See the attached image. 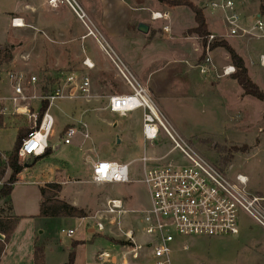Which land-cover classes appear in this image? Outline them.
Returning <instances> with one entry per match:
<instances>
[{"label":"rangeland","instance_id":"obj_1","mask_svg":"<svg viewBox=\"0 0 264 264\" xmlns=\"http://www.w3.org/2000/svg\"><path fill=\"white\" fill-rule=\"evenodd\" d=\"M22 1L0 0V45L12 44L17 39L27 38L14 32L9 24V14L14 12ZM86 1L87 4H91L94 15L109 28L114 26L119 29L120 27L121 31L127 32V24L130 23L129 28L138 37L135 39L136 47L132 55H138L137 62L140 63L142 71L151 74V81L143 85L149 93H152L154 101V90L159 92L161 89L163 96L155 102L181 137L189 142L201 157L228 176L242 174L247 177L249 192L264 201V104L250 96H244L241 101L237 99V93L239 94L241 89L236 84L234 89L227 91L223 99L220 98L215 103L205 101L203 94L196 95L194 98L184 95L191 74L179 73L182 69H179V66L175 67V64L178 63L179 57L184 54L189 55L188 52L192 50V54L188 56L187 68L192 71L198 70L203 54L202 39L188 32L195 26L191 10L185 6L173 7L159 4L155 0ZM187 1L199 9L202 15L204 13L209 34L218 35L217 32H222L218 16L211 14L207 9H202L198 1ZM250 4L256 9L257 5H260V0H250ZM46 5L43 0L41 10L36 17L41 26L31 29L34 34L29 49L26 47L19 56L18 62L6 71H22L28 76L35 77L37 79L36 96L42 97L50 95V91L59 85V79L64 74L86 72L82 69L84 59L63 57L65 54L60 49L63 39L59 34L61 29L46 28L43 22L46 19L54 23H68L73 30L77 25L78 34L85 33V28L80 26V20L65 5H60L59 8H61H58L55 14ZM163 9L170 12L171 19L167 24H170L174 30V34L166 38L169 41H162L163 23L155 24L150 21L152 11ZM12 19H19L23 24L24 20L28 24L34 21V17L28 15H25L23 19L18 16ZM138 22L150 26L151 34L150 31L147 34L137 32ZM208 28L213 31H209ZM154 35L160 38L159 42H150ZM173 37L176 39L171 41ZM87 41H94V39L89 37ZM252 41L249 44L254 50L253 58L256 64L251 67L247 62L246 70L250 79L264 94V68L260 67L258 62L259 55L264 54V42ZM177 45L182 46L179 48L176 47ZM14 52L15 50L12 51L13 57ZM88 52L103 62L105 55L101 54L97 46H92ZM105 59L107 64L105 69L87 73L91 80L93 100L89 103L58 101L51 111L55 124L47 142L48 147L56 148L55 145L66 127L75 126L79 134L71 145L60 146L57 151L54 150V155L36 162L30 171L25 173L26 176L22 177L13 192L11 191L9 205L13 207L14 214L26 216L22 219V226L25 228L33 223L32 216L38 212L40 203L37 186L28 184L34 180L60 184L62 189L58 197L61 200L76 202L78 208L85 212V217L93 215L110 198L124 199L126 207L130 210H139L148 204L145 187L138 183V180L142 178V166L138 159L142 156L160 158L172 148V144L161 131L157 141L151 144L143 141L140 111L130 113L126 117L108 112L106 98L112 94L128 93V87L124 81H121L112 63ZM3 66L5 65L1 67ZM3 69L6 70L4 67ZM4 70L0 71L3 81L6 79ZM217 71L220 73V69ZM214 76L216 77L215 73ZM35 90L31 92L35 93ZM28 104L35 114L39 113L38 101H30ZM68 117H81L82 124H73ZM83 135H88L89 139H85ZM0 136V151L7 156L15 144L16 135L13 126H7L6 129L1 130ZM117 138L120 140L119 144L116 142ZM178 156L177 152H173L163 162H169ZM223 157H227V162L222 165L220 160ZM107 160L130 163V180L133 183L101 186L87 183L86 179L93 164ZM31 162V159H28L20 163L29 165ZM7 179L8 176H5L4 180ZM0 205L5 207L4 200L0 202ZM262 206L264 207V202ZM33 218L43 219L38 218L37 215ZM20 219L18 218V223ZM125 221L124 230L136 232L135 216L130 214ZM91 225L92 221H84L81 218L39 220L35 228L38 238L36 245L43 249L44 264H65L74 241H84L73 249L74 264H99L95 259L97 252L116 250L115 244L119 243V241L116 242L120 240L119 236L115 235L116 238L112 239L107 236L108 234L94 235ZM238 225L239 234L234 237L175 238L171 248V264H264V229L243 212L239 213ZM67 229H74V236L68 238L61 233L62 230ZM41 232L43 233L40 234ZM139 237L142 236L139 235ZM183 246H185L184 250ZM20 252L23 251L20 250ZM143 261V258L139 257V260L130 261V264H146ZM14 264L20 263L16 261ZM21 264L29 263L21 261Z\"/></svg>","mask_w":264,"mask_h":264},{"label":"built area","instance_id":"obj_2","mask_svg":"<svg viewBox=\"0 0 264 264\" xmlns=\"http://www.w3.org/2000/svg\"><path fill=\"white\" fill-rule=\"evenodd\" d=\"M45 1L51 9L65 5L73 12L85 27L87 36L98 43L120 79L128 87V93L107 97L108 112L126 117L130 113L140 111L143 141L150 144L157 141L161 131L172 144V148L160 158L142 156L138 159L142 166V178L138 183L145 187L148 199L146 207L130 210L126 207L124 199L110 198L93 215L81 218L84 221H92V234H108L112 239L118 235L120 238L116 241H119L115 244L116 250H101L96 253L95 259L98 263L130 264V261L142 257L146 264H171V248L175 238L237 236L240 212L245 213L264 229V201L249 192L247 177L242 174L228 176L201 157L190 143L181 137L143 83L92 24L81 4L77 0ZM201 1L204 8L219 14L225 34L207 36L204 62L198 68L199 73H215L217 78L231 76L235 72L233 66L223 67L218 73L212 64L210 44L223 38L256 39L264 42V16L258 11L249 18L242 11V0ZM150 19L169 21L170 18L167 11H152ZM16 20H11V27L16 28ZM162 31L168 33L170 29L164 26ZM260 65L264 66V56L260 57ZM83 66L87 70L93 69V65L87 60L83 62ZM7 81L10 95L6 98L0 97V116L25 115L35 127L38 114L30 111L28 102H48L37 129L21 142L17 153L20 162L39 157L49 148L47 142L55 124L51 110L56 102H88L94 99L91 80L83 73L63 75L59 79V85L46 97L28 95L29 87L36 86L37 79L22 71L8 72ZM8 105L11 108H8ZM78 133L77 128L68 127L62 134L61 145H71ZM84 137L87 138V135ZM173 152H177L178 158L163 162ZM86 182L98 186L131 184L133 181L130 180V163L97 161L93 164ZM130 214L135 216L136 232L124 230L125 219ZM61 233L71 238L75 230H62ZM4 239V235L0 234V242H4ZM182 248L184 250L185 246Z\"/></svg>","mask_w":264,"mask_h":264},{"label":"crops","instance_id":"obj_3","mask_svg":"<svg viewBox=\"0 0 264 264\" xmlns=\"http://www.w3.org/2000/svg\"><path fill=\"white\" fill-rule=\"evenodd\" d=\"M77 1L81 4L82 8L84 7L83 9L86 12L89 20L92 22V24L99 30V32L102 34V36L105 38V40L110 45V47L117 54L119 53L118 55L121 58L123 57L122 58L123 61H125L127 66L132 70V72L136 75V77L138 79H140V81L143 84L150 82L151 81V77H150L151 74L147 71H142V69L140 68V63L137 62V60L139 58L138 55L137 56L132 55L133 52L135 51L134 48L136 47L134 45V42H135V39L138 37H136L135 34L133 33L132 29L129 28L130 23L127 24V30H128L127 32L121 31L120 27H119V29L115 28L114 26H111L109 28L107 25H104L101 23V20L99 17L97 18V16L94 15L93 8H92L91 4L90 5L87 4L86 0H77ZM120 1H122V0H120ZM193 1L200 2L202 9H206L203 7V4H202L203 2L201 0H193ZM45 4H46V1H45ZM42 5H43V0H23L18 5L17 9L14 10V12H11V13L9 12L10 13L9 14L10 15V22H11V19L16 17V16L23 19V17L25 15L34 17V21H33V23L29 22V24H28V22L25 23V20H24L23 22L25 24V27H24V24L22 23L24 28H22V26L18 27V28L11 27L14 30V32H16L19 35H24L27 38L26 39H24V38L23 39H17L16 42H14L12 44H8V45L15 47V48H13V50H15L14 57L9 64H6L5 66H3L6 70H4L3 67H1L0 71H2V70H4L5 72L8 71L10 69V67L13 66V64L18 62L17 60L20 58L19 56L21 55V53H23L22 51H24L26 49V47L29 49V46L31 45L30 43L32 40V36L34 34L33 31H31V29L34 30V29H37L38 26H41L40 23L38 22V18L36 20V17H38L37 15L41 10ZM241 6H242V11L248 17L249 16L251 17L253 14H255L259 11V5H257L256 9L252 8V4H250V0H249V3H248V0H242ZM59 9L58 8L57 9H51L50 8L51 12H53L54 14ZM162 11H164V9ZM162 11H160V12H162ZM167 12L169 13V18L171 19L170 12L169 11H167ZM211 14L218 16V19L220 22L219 14H217V13H211ZM203 17H204V13H203ZM170 19H169V21H170ZM204 20L206 23L205 17H204ZM150 21H151V19H150ZM169 21H162V20L161 21H151L152 23H155V24L158 22L163 23L162 28L164 26L169 27L170 32H168V33H165L164 31H162V28H161L162 41H169L168 39H166V38H168L167 36L172 34V33L174 34L173 27H171L170 24H167V23H169ZM10 22H9V24L11 26ZM43 23H44V25H46V26H44L46 28L51 27V28H56V29L60 28L61 29L59 34H61L63 39H62V44H61L60 49H61V52H63V54H65L63 56L65 59H82V60L84 59V61L87 60V61H89V63H91L93 65L92 70H87L83 66V63H82V69L84 71H86V72H83V74L88 75L87 73L90 71L101 70V69H105L107 67V64L105 63L106 62L105 58H107L106 56L102 60L103 62H100L99 60H97L96 57L94 58L92 55L89 54L88 51L92 49V46H95V47L97 46L99 48L101 54H104V53L101 51L100 46L98 45V43L95 40L94 41H87V39H89V37H90V36H87V31H85V33H82V34H78L77 25L75 26V30H73V28L70 27V25L68 23H63V22H55L54 23V22H51L50 20H46V19H44ZM139 24H141V22H138L136 24V31L137 32H139L137 30V27ZM80 26L85 28L82 23L80 24ZM195 26H193V28ZM207 27H208V25H207ZM148 28H149L148 32L150 31V34H151V27L148 26ZM123 30H125V29H123ZM209 31H213V30L209 29ZM141 34H143V33H141ZM216 34L224 35L225 30L223 29L222 32H220V33L217 32ZM154 36L155 37L152 38V40L150 42H152V41L156 42V43L159 42L160 38L157 37L156 35H154ZM174 39H176V37H173V39H171V41H174ZM177 40H179V39L177 38ZM220 40L227 42L228 45L231 48H233V50L236 52V54L243 60L245 68H246L247 62L249 64V66H251V67L255 66L256 60H255V58H253V57H255L254 50L250 47L249 43L253 42L252 40H256V39H239V38H226V39H224L223 38ZM256 41H258V40H256ZM145 45L143 46V48L145 47ZM181 46L182 45H177L176 47L181 48ZM188 53H189V55H191L192 50H190V52H188ZM189 55L184 54L183 56H181L183 59H181V57H179L178 63L175 64V67L179 66L178 68L182 69V70H179V73L182 72L183 75L185 73L191 74V77L189 78L188 87H186V89L184 88L185 89L184 95L189 96L191 98H194L196 95L203 94L205 97L204 98L205 101H207L208 103H215L216 100H218L220 98L223 99L224 95L227 93V91L229 89H234V84L238 85L236 83V81H234L231 78V76L223 77V78H217L214 76V73H211L210 75H202L199 73V71L197 69L193 70V71L189 70L187 68V60L189 59V57H188ZM127 56H130V57H127ZM261 56H264V54L259 55L258 62H259V66L264 68V66L260 65V57ZM128 58H131V59H128ZM210 59H211V62L215 66L216 69H221V68L226 67V66H232L231 63L229 62L228 55L226 54V52L222 48H216V49L212 50L210 53ZM201 64H202V62H199L197 68H199V66ZM7 73L8 72L5 73L6 79L4 78L6 81L2 80L1 74H0V78H1L0 79V97L1 98H6L10 95V87H9V84L7 81ZM70 73H72V72H68L66 74H70ZM192 73H193V75H192ZM66 74H64V75H66ZM35 89H36L35 86L29 87V89L27 91L28 95L36 96L37 93H36ZM32 90H35V93H32L31 92ZM154 91H155L154 92L155 93V101H158V99H160V96H163L161 89L159 90V92L156 90H154ZM91 92H92V90H91ZM121 94H124V93H121ZM112 95H115V94H112ZM150 95L152 97V93H150ZM243 97H244V95H243V92L241 90L239 92V94L237 93L236 98L241 101V99ZM90 101H88V102L77 101V102L89 103ZM8 108H11V106L8 105ZM30 111L34 112V110L32 108ZM239 116H241L240 113H239ZM68 119H70V122H72L73 124H82L81 121L83 120L81 117H78V118L68 117ZM28 125H31V123L28 121L27 116H25V115L24 116H20V115L14 116V115L8 114V116H3V127L0 128V131L6 129L7 126H13V128L15 130V135H17V132L20 128L27 127ZM70 127H75V126H70ZM83 137H84V135H83ZM61 138L57 142V144L55 145L56 148L55 147H54L55 149L51 148L50 156L54 155V150L57 151V149L60 146H62L61 145ZM15 139H16V137H15ZM85 139H89L88 135H87V138H85ZM0 147H1V136H0ZM6 157L7 156L6 155L4 156L0 151V159L2 158V162H0V165L4 162ZM31 161L32 162L29 165L26 164L24 166L23 171L17 177V181L13 185L12 192H13L14 188L16 187V185L20 182L22 177L26 176L25 173L29 172L30 168L36 162L41 161V159H37V157H35V158H31ZM7 174L9 175L8 170L6 171V176H8ZM50 183L58 184L57 182H39V180H34L33 182H28L29 185L33 184V185L37 186L39 197H40V202H41L40 189L42 187H44L46 184H50ZM61 189H62V186H61ZM12 192H11V194H12ZM59 195H60V193H59ZM62 201L78 208L77 203L74 201H72V202L65 201V200H62ZM39 205H40V203H39ZM9 207H10V210L9 211L5 210V213H3V216H12V217L21 218V219H20L19 223H17V226H16L13 234L11 235L8 243L5 245L4 253L0 259V261L2 263L1 262L0 263L1 264H14V262L17 261V263L19 262L21 264V261H26L29 264H34L33 253H34V248L37 246L36 244H37V239H38L35 228L37 227V224H39V220H47V219L48 220H52V219L59 220V219H63V218L35 219V218H33V216L38 215V212H39V207H38V212L32 216V219L34 220L33 223H31L27 228H25V226H22V221H23L22 219L25 218L26 216L14 214L13 207L10 205H9ZM42 233L43 232H41L40 234H42ZM29 249H30V251H28ZM20 250H22L23 252H20Z\"/></svg>","mask_w":264,"mask_h":264},{"label":"trees","instance_id":"obj_4","mask_svg":"<svg viewBox=\"0 0 264 264\" xmlns=\"http://www.w3.org/2000/svg\"><path fill=\"white\" fill-rule=\"evenodd\" d=\"M159 4L169 5L173 7H188L194 16L195 27L189 29L190 34H196L202 39V50L201 62H204L205 57V47L207 36L209 35L207 31V25L204 21L203 15L199 9L194 7L187 0H155ZM259 12L264 16V0H260ZM210 50L216 48H222L226 54L229 56L231 65L235 68V72L231 75L234 81L241 88L244 96L253 97L264 104V94L259 90L256 84L250 79L248 72L245 68L243 60L235 53V51L223 40H214L210 46ZM13 47L8 45H0V67L10 63L13 59L12 55ZM48 102L41 101L40 110L37 118V125L33 127L28 125L27 127L20 128L17 132L15 144L13 150L7 155L4 162L0 165V181L2 185L0 186V202L4 200L5 207L2 208L0 205V234L4 235V242H0V259L4 253L5 245L8 243L11 235L13 234L18 218L12 216H3L5 210L9 211L10 207V194L14 183L17 181V177L23 171L24 166L19 162L18 159V149L21 145L22 140L26 139L28 135L35 131L38 127L40 119L47 108ZM3 127V117L0 116V128ZM66 127L64 131L67 129ZM51 148H47L43 155L37 157V159H42L50 156ZM229 160V159H228ZM221 164L227 162V157L221 158ZM9 171L8 179L5 181L6 171ZM61 191V186L56 183L46 184L40 189L41 202L39 205L38 218H83L85 217V212L79 208H76L62 200L59 199L58 195ZM83 242L74 241L71 244L72 250L68 254V259L65 264H74L75 253L73 249ZM118 244V243H117ZM34 264H44V255L42 247L36 246L33 253Z\"/></svg>","mask_w":264,"mask_h":264},{"label":"water","instance_id":"obj_5","mask_svg":"<svg viewBox=\"0 0 264 264\" xmlns=\"http://www.w3.org/2000/svg\"><path fill=\"white\" fill-rule=\"evenodd\" d=\"M148 29H149L148 26L145 25V24H143V23L139 24L138 27H137V30H138L140 33H143V34H147ZM116 142H117V144H119L120 140L117 138V139H116Z\"/></svg>","mask_w":264,"mask_h":264},{"label":"bare ground","instance_id":"obj_6","mask_svg":"<svg viewBox=\"0 0 264 264\" xmlns=\"http://www.w3.org/2000/svg\"><path fill=\"white\" fill-rule=\"evenodd\" d=\"M15 23H16L15 24L16 28L21 27V26L23 27L21 20L17 19Z\"/></svg>","mask_w":264,"mask_h":264}]
</instances>
